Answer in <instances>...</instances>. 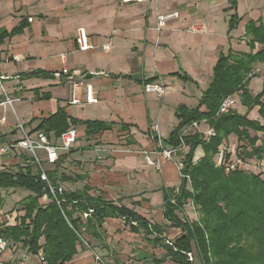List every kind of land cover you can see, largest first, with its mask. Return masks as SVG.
I'll use <instances>...</instances> for the list:
<instances>
[{"label": "crops", "instance_id": "0c3cea01", "mask_svg": "<svg viewBox=\"0 0 264 264\" xmlns=\"http://www.w3.org/2000/svg\"><path fill=\"white\" fill-rule=\"evenodd\" d=\"M171 12H178L180 18L159 32L157 16ZM233 15L236 23L231 30ZM249 21L257 25L264 21V0H0V31L7 32L0 45V73L9 77L3 87L16 99L12 107L3 105L0 86V108H11L15 117L10 122L0 117V122L6 119L5 126L0 124L1 142L18 137V122L38 131L44 119L63 109L78 138L72 151L61 152L55 166L45 165L48 172H55L57 184L67 192L88 187L89 195L133 210L162 231L164 240L156 241V234L141 227L133 231L121 218H106L96 237L86 235L90 248L77 246V254L67 264H97L95 253L106 264H178L167 256L165 244L184 233L172 227L163 212L164 191L177 189L180 177L175 163L163 161L160 170L147 164L146 154L155 157L152 152L157 148L149 131L159 135L164 148H171L165 140L179 124L178 107L200 106L220 56L251 52L245 36ZM79 29H86L92 49L79 50ZM108 43L109 52L104 50ZM255 47L254 53L262 48ZM65 68L82 83L80 104L71 103L73 83L65 75L55 76ZM254 68L255 78L263 80L264 63ZM40 71L54 76L26 77ZM150 80L161 82L166 95L145 92L144 83ZM15 104L27 109L22 120ZM236 111L263 123L258 106ZM71 119L100 121L112 129L87 137L85 127L72 125ZM250 134L262 137L258 132ZM48 135L54 141L59 138L54 132ZM238 143L231 135L220 150L230 145V153ZM185 150L178 160L189 147ZM202 155L199 147L195 161ZM249 161L264 166V160L247 159L249 169ZM62 175L84 179L65 182ZM188 206L177 211L181 219L191 218Z\"/></svg>", "mask_w": 264, "mask_h": 264}, {"label": "trees", "instance_id": "16d2710c", "mask_svg": "<svg viewBox=\"0 0 264 264\" xmlns=\"http://www.w3.org/2000/svg\"><path fill=\"white\" fill-rule=\"evenodd\" d=\"M230 23L232 30L235 28L236 16H232ZM21 29L22 26L12 34ZM6 36V31H0V45ZM245 36L251 52H231L227 56H220L214 69V80L204 92L200 106L195 109L182 105L178 107L176 116L179 124L169 139L165 140L168 146L180 145L182 129L203 120H207L209 127L216 133L209 140H205L199 133L184 138L189 151L182 160L184 173L191 180V188L182 179L177 189L164 191V218L172 227L179 228L184 233L172 245L165 244L167 256L178 264H194L189 261V252L198 256L201 264H264V171L261 169L254 172L245 167L227 173L224 166H217L215 162L220 147L231 135L238 138L237 152L244 161L264 160V90L254 96L248 88L250 80L255 77V65L264 63V21H260L259 25L249 21ZM256 44L262 48L254 53ZM27 76L54 75L40 71ZM153 80L144 84L152 83ZM236 93H240L243 106L249 109L259 107L263 123L250 120L237 111L217 116L222 101ZM203 106L205 111H201ZM70 122L72 125L85 127L87 137L112 129V125L100 121L71 119ZM69 127L66 112L59 109L57 113L44 119L37 130L46 134L54 132L60 137ZM250 131L261 133L262 137L251 136ZM149 135L157 147L163 143L156 132L149 131ZM1 141H4V136L0 135ZM199 147L203 148L204 157L194 161ZM230 158L229 153L225 154V161ZM48 175L51 182L57 185L55 172H48ZM61 179L67 182L84 177L62 175ZM0 189H23L31 193L19 202L23 209L20 214L24 215L18 217L17 225L0 230V237L14 241V244L19 243L33 258L41 256L42 264L71 262L77 254V246L83 244L82 237H96L105 219L110 217L123 219L133 231H138L141 227L148 234H156V241L164 240L158 226L151 225L133 210L89 195L88 187L83 191H65L58 195L61 201L58 205L47 184L32 172L31 166L26 169L19 167L15 172L0 171ZM44 197L49 202L42 205L40 200ZM189 201L193 202L201 214L198 221L181 219L177 215V211L182 212ZM2 202L0 199V206ZM89 210H93V213L83 220L80 214ZM160 262L162 260L157 261Z\"/></svg>", "mask_w": 264, "mask_h": 264}, {"label": "built area", "instance_id": "2783aa9c", "mask_svg": "<svg viewBox=\"0 0 264 264\" xmlns=\"http://www.w3.org/2000/svg\"><path fill=\"white\" fill-rule=\"evenodd\" d=\"M132 1L141 0H123L124 3ZM179 18L180 14L178 12L159 14L157 16V30L159 32L164 31L167 28V24L169 21ZM200 30H203V28H201ZM77 42L79 45V50L81 51H87L93 48V46L89 42L86 29H79ZM110 49V43L104 46L105 51L109 52ZM62 75H65L70 80V82L73 83L71 103L80 104L82 83L80 81H75L74 77L66 68L63 69L61 73L55 74V76L57 77H61ZM7 79H9V77H6L0 73V86L2 87L5 95L3 105L12 107L16 102V99L8 96L3 87V82ZM144 89L145 92L154 93L160 97H163L167 93V88L161 82L146 84ZM237 98H239L237 94H233L225 98L220 105L217 116L226 115L234 111V109L238 106ZM88 101L94 102L95 100L89 98ZM0 124L1 126H5L6 119L3 118ZM202 125H208L207 120L194 122L191 125L183 128L180 133V145L171 147L169 149L161 147L159 150H154L152 154L155 157L146 154L147 164L150 166H154L160 170L163 161H173L177 156H183L186 152L185 149L187 148L184 142V138L188 135H191L192 133H199L203 135L205 140H209L210 137L216 135L215 130L210 128L209 125L207 129H202ZM16 131L18 135L17 138H8L6 142H0V171L15 172L19 170V167L26 169V167L31 166L32 172L39 175L40 179L47 184L51 194L57 201V204L60 205L61 201L59 200L58 195L65 192V189L62 185H56L51 182L45 165L48 164L51 166H55L60 159L61 152H70L73 150L78 138L76 129L69 128L56 141H54L48 134L43 131H29L26 128L25 124L21 122H18ZM227 150L228 149L226 148V146H224V148L220 150L218 158L215 161L217 166H224L227 173L231 170L246 167V162L241 157H239L237 153H235L234 149L229 153L231 155L230 160L225 161L224 156L226 154L225 151ZM176 168L178 170L180 180L183 179L187 181L189 187L191 188V180L190 177L184 173V163L182 159L176 162ZM189 202L191 205H193L192 201ZM193 207L195 208L194 205ZM92 213L93 210H89V212L81 213L80 215L83 220H85ZM133 225H136V223H133ZM82 243L87 248H90V243L85 236L82 237ZM166 243L172 245L169 240L166 241ZM17 248L18 247L16 244L11 243L6 238L0 237V264H42L43 258L41 256H39L38 261L36 259L35 263H33V260L35 259L31 256V254L27 252V250L24 249L20 256L11 259L6 258L8 252H14L17 250ZM187 256L190 262L195 261V256L192 252L187 253ZM94 259L97 264H106L103 261L102 257L97 255L96 253L94 255Z\"/></svg>", "mask_w": 264, "mask_h": 264}, {"label": "rangeland", "instance_id": "374dc122", "mask_svg": "<svg viewBox=\"0 0 264 264\" xmlns=\"http://www.w3.org/2000/svg\"><path fill=\"white\" fill-rule=\"evenodd\" d=\"M249 87L256 94L262 93L264 90V79L262 80L259 77L252 78L249 82ZM236 94L238 95V93H236ZM239 97H240V94H239ZM237 102H238V106L234 109V111H236L239 107L241 108L243 106L240 98H237ZM14 108L16 109L20 119L22 120V118H23V116L27 110L26 107H20L19 104H15ZM247 114L248 113L243 114V115L248 116ZM1 116H5L8 119V122L15 119L14 115L12 114L11 108L6 109V110H4L3 108H0V117ZM237 146H234L232 149H234L235 153L238 154ZM158 147H160V148L164 147V144L160 143L158 145ZM158 147L156 148V150H159ZM226 148L231 149L230 145H226ZM225 153L228 154L227 151H225ZM180 157L181 156H177L173 161H169V162L176 164L177 160ZM216 160H217V157H215V161ZM194 161H195V159H194ZM249 164H250L249 165L250 170L254 171V172L260 171L261 169L264 168L262 165L253 163L251 161H249ZM254 165L256 167V170L253 167ZM30 194H31L30 192L23 190V189H17V190H13V189L2 190V189H0V199H2V201H3L1 206H0V230H3L6 226H16L17 225V222L19 220L18 217H21L22 215H24V213L20 214L23 209H22V205L19 202H21L24 198H26ZM48 202L49 201L46 197H44L40 200L41 204H46ZM189 205L190 206H188V207L192 213L190 215V217H191L190 219H192V221H198L201 217V214L193 207V205L190 204V202H189ZM11 243H14V241H11ZM15 244L18 247L17 250L14 252H8L6 255V258L11 259V258L20 256V254L23 252L22 246L19 243L18 244L15 243ZM38 258H39V256H34V259H37V261H38ZM194 263L195 264H201L198 256H196V255H195Z\"/></svg>", "mask_w": 264, "mask_h": 264}]
</instances>
